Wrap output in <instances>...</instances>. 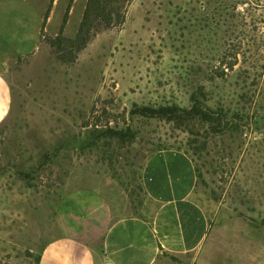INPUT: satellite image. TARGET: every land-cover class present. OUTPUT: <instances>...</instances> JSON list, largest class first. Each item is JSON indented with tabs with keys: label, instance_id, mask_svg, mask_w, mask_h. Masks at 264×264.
Wrapping results in <instances>:
<instances>
[{
	"label": "rangeland",
	"instance_id": "1",
	"mask_svg": "<svg viewBox=\"0 0 264 264\" xmlns=\"http://www.w3.org/2000/svg\"><path fill=\"white\" fill-rule=\"evenodd\" d=\"M69 2L0 0V264H39L69 190L112 182L140 214L144 163L162 149L195 164L207 264H264V0H130L81 49L88 0L63 26ZM173 106L190 111L162 113Z\"/></svg>",
	"mask_w": 264,
	"mask_h": 264
},
{
	"label": "crops",
	"instance_id": "2",
	"mask_svg": "<svg viewBox=\"0 0 264 264\" xmlns=\"http://www.w3.org/2000/svg\"><path fill=\"white\" fill-rule=\"evenodd\" d=\"M11 103L12 90L0 72V124ZM142 182L146 198L140 214L112 182L67 191L58 203L56 235L42 249L39 264H207L213 228L196 198L191 157L179 149L152 153Z\"/></svg>",
	"mask_w": 264,
	"mask_h": 264
},
{
	"label": "trees",
	"instance_id": "3",
	"mask_svg": "<svg viewBox=\"0 0 264 264\" xmlns=\"http://www.w3.org/2000/svg\"><path fill=\"white\" fill-rule=\"evenodd\" d=\"M74 0H70L65 16L63 19V26L66 24L68 20V16L72 7V2ZM130 0H88L86 4V8L83 14V18L81 21V24L79 26L78 35L75 41H73V46H76L77 48H82L86 45L88 40L91 37V31L97 32L101 27H111L116 24H120L124 21V13L125 8ZM53 3V0H51V4ZM51 11V7L47 9L46 15H45V21L49 18ZM63 26L60 29V34L63 33ZM62 38L59 36L57 40H61ZM230 67H233L231 64ZM165 111H162L163 114H166L165 116H169L171 119H180L182 117L183 112L190 111L186 108H181L178 106L173 107H167L164 109ZM193 112L196 116H200L205 111L204 109L200 108L199 106H194ZM206 114V113H205ZM206 118H209L208 115H205ZM205 118V117H204ZM113 135L120 140H127L133 139L134 134L131 130L124 131V130H118V131H112ZM40 260V258H39Z\"/></svg>",
	"mask_w": 264,
	"mask_h": 264
},
{
	"label": "built area",
	"instance_id": "4",
	"mask_svg": "<svg viewBox=\"0 0 264 264\" xmlns=\"http://www.w3.org/2000/svg\"><path fill=\"white\" fill-rule=\"evenodd\" d=\"M107 264H112L111 262H108Z\"/></svg>",
	"mask_w": 264,
	"mask_h": 264
}]
</instances>
